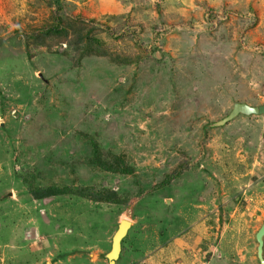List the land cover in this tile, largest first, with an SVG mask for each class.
<instances>
[{"label":"rangeland","instance_id":"1","mask_svg":"<svg viewBox=\"0 0 264 264\" xmlns=\"http://www.w3.org/2000/svg\"><path fill=\"white\" fill-rule=\"evenodd\" d=\"M236 104L264 106V0H0V264H109L124 220L114 264H264Z\"/></svg>","mask_w":264,"mask_h":264},{"label":"water","instance_id":"2","mask_svg":"<svg viewBox=\"0 0 264 264\" xmlns=\"http://www.w3.org/2000/svg\"><path fill=\"white\" fill-rule=\"evenodd\" d=\"M237 114L264 115V106L253 108L245 104H236L232 110L231 117L236 116ZM129 227H130V223L128 221H121L119 223L118 228L112 237L111 249L107 257L109 264H114V261L117 259L121 250V241L126 236ZM263 237H264V225L260 227V229L255 235V240L258 245L257 247L258 254L261 253Z\"/></svg>","mask_w":264,"mask_h":264},{"label":"trees","instance_id":"3","mask_svg":"<svg viewBox=\"0 0 264 264\" xmlns=\"http://www.w3.org/2000/svg\"><path fill=\"white\" fill-rule=\"evenodd\" d=\"M58 24L54 27L55 28V31H57L58 30V28H59V25H60V22H61V20L60 19H58ZM80 22H83L82 20H80ZM52 30V29H51ZM53 31V30H52Z\"/></svg>","mask_w":264,"mask_h":264},{"label":"bare ground","instance_id":"4","mask_svg":"<svg viewBox=\"0 0 264 264\" xmlns=\"http://www.w3.org/2000/svg\"><path fill=\"white\" fill-rule=\"evenodd\" d=\"M125 221V220H124Z\"/></svg>","mask_w":264,"mask_h":264}]
</instances>
